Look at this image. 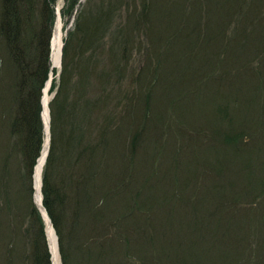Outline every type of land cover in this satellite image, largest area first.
Masks as SVG:
<instances>
[{"label":"trees","instance_id":"1","mask_svg":"<svg viewBox=\"0 0 264 264\" xmlns=\"http://www.w3.org/2000/svg\"><path fill=\"white\" fill-rule=\"evenodd\" d=\"M141 2L143 3H140V0H100L99 2L86 0V5L76 18L74 30L70 31L65 39L61 79L57 85H54V89L57 88L50 101L51 143L44 165L42 186L43 204L58 235L63 264H77V262L78 264H141L140 260H134L131 255L133 249L129 248L130 236L118 232L121 219L124 224L131 227L141 226L143 234L148 235L149 251L151 248L154 249V252H149L151 257L156 253L155 247L157 246L162 247L163 255L172 252V236L169 231L172 225L170 217L173 207L170 206L171 201L177 202L178 199H181L184 206L189 209L190 201L184 200L177 192H174V186H171L170 183L167 185L164 178L154 177L151 173L145 175V182L140 181L137 184L135 180L136 185L132 182L133 172L138 170L136 159L142 153L146 159H149L145 154L147 151L150 152L151 159L162 157L157 160L158 162L167 155L171 156V150H168L167 155L163 156V150L167 148L166 144L157 143L151 137L157 136L161 142L165 136H168L175 146L182 148L184 143L178 136L184 138L186 132L181 129V120L187 117L185 115L192 116L191 118L201 116L204 109L198 105L206 103L204 100L209 99L210 96L213 97L210 90L208 93H204L205 91L202 89L208 85L199 87L203 79L201 73L203 67L192 62L191 55H196L197 43L194 45L187 41L190 37L188 36L190 31L188 32L187 28L196 32L194 34H196L197 41L203 43L207 52L211 48L213 52L221 53L223 60H220L219 57L218 65H229L231 68L229 57H232L234 65L238 61H243L241 70L253 72L248 60L246 61L247 57L255 56L253 54L255 50L264 54V0H175V4H171L170 0H141ZM55 3L56 0H3L1 7L0 32L6 41L10 56L9 62L16 73L13 91L17 111L11 122L10 130L11 135L18 139V152L22 157L23 169L29 176L32 174L44 141L42 95L50 73V35L55 19ZM79 5L80 0H64V14L66 16L72 14ZM179 5H181V9L190 10L189 21L181 15ZM232 18L236 19L237 29L235 28V33L229 37L228 34L232 33L228 31L229 24H232ZM141 20L143 22L156 20L157 24L158 21L161 24L160 38L156 42L159 46L158 51L162 53L164 60L155 64V72L158 70L159 73H162L161 69L166 68L163 63H167L171 70L162 84L165 94L164 109H156L151 104V95L146 93L141 95L132 107L126 108L127 115L130 114V116L126 117L127 115L120 114V112L119 115L110 116L106 109L107 103L111 100L108 79L113 74L120 73L123 63L120 64L115 59L112 62L113 68H106L105 64L101 63L102 60H97L103 67L99 71V64L92 62L91 56H86V50L90 51L92 56L98 54L99 50L100 53L103 51L102 54L108 50V53L116 58L120 50L122 55L127 53L132 36L127 33L128 22L133 23L132 30L136 32L137 24L139 25ZM110 34L114 39L108 42ZM157 38L154 35L148 40L154 49H156L154 40ZM193 47L194 52L191 51ZM229 54L230 56H228ZM201 59L205 60L203 57ZM79 61L83 63L80 62V66H77L79 76L75 78L72 69L74 65H78ZM240 65L241 63L239 67ZM146 69L143 67L139 73L144 75ZM241 70L234 67L230 72L235 76L237 71L242 73ZM93 73H96L97 79L102 85L101 93L95 100L86 97L87 88L92 84ZM2 77L3 67L0 64L1 92L6 91L7 88L2 82ZM73 78H75L74 81ZM187 79H189V83H186ZM179 83L180 87H178ZM249 84L252 85V82L250 81ZM260 90V87L253 88L254 93H258ZM196 93L198 94L190 98V95ZM250 100L254 101L253 98ZM197 102L200 103L197 105ZM224 102L218 105L215 113H210L208 119L216 114L215 129L217 128L221 136V144L225 147H235L238 142H244V137L241 130L234 127L235 119L231 120L227 114L226 110L230 101ZM179 106L182 108L181 110H179ZM259 110L264 111V106ZM188 112L195 113L190 115ZM116 117H118V121H115ZM200 119H204V117L199 118L198 122ZM113 122H120L121 129L124 127L128 134L133 133L128 143L111 144L110 125ZM1 128L3 127L1 126ZM1 128L0 133L3 130ZM154 131H157V135H151ZM15 145L14 141L13 146L10 143L8 150L13 149V151H8L5 156L0 157L1 170H7L10 159L15 156L13 154L16 149ZM111 145L115 149L116 147L120 150L126 149L128 155L130 152V161L128 160L127 164L123 165L122 161L120 162L119 158L114 155ZM229 151L232 154L227 153L223 156L231 162V158L233 161L232 156L235 157L237 154H233L235 152L233 148ZM255 153L258 157L262 154L264 160L262 148L261 151ZM179 154L180 151L174 150L173 163L169 167V172L166 173H170V170L172 174L176 172V161L179 159ZM246 160L243 163H249V166L244 164L249 169L254 161L252 160L250 163L249 159ZM219 166H222V160L219 161ZM213 170L216 169L213 168ZM254 172L256 175L260 172L264 173L258 168L254 169L253 174ZM219 174L221 173L215 171V175L209 182L214 187L217 185L221 188V184L216 181ZM250 174L252 173L250 172ZM204 178H207V174L204 175ZM254 185L253 191L251 187ZM246 186L251 189V192L253 191V195L254 192H258L252 199L264 196V176L260 181L254 179ZM28 190L31 193V186L28 187ZM222 191L224 190L222 189ZM197 192H195L196 196L199 197V192ZM8 199L10 201L13 198L9 197ZM31 200L26 198L21 201L31 204L34 221L41 224V228L39 227L37 230V237L40 238L44 248L43 253L34 249L32 262H34L33 264H50V253L42 227L43 219L39 210L34 204L32 205ZM111 201L114 202V207H111L114 208L113 211L110 209ZM17 205L18 203L15 204V209L18 208ZM230 207V205L226 206V213H232L229 211ZM192 209L194 212L197 210V213L201 212L194 206ZM84 216L91 218L92 226L88 221L84 222L82 219ZM109 216L112 217L111 223L107 224L105 232L104 229L101 231L93 229V225L103 224ZM198 217L190 219L196 226H199L203 221ZM148 219H150L151 225L148 224ZM224 220L217 221L218 223L215 224L217 229L219 226H223L227 230V224L233 223V231L240 232L243 227H246V220L252 222L256 221V218L251 214H246L238 217L228 216ZM261 229L264 232V226ZM112 232L114 235L110 239L108 237ZM161 232H168V235L165 237ZM186 233L190 234L189 231ZM1 234L3 235L0 237L9 236L3 230H1ZM81 237L88 239L86 245L85 242L82 243ZM191 241L185 240L180 246L181 249L192 247L191 249L195 251L196 240ZM146 245V243H141L139 249L144 248L143 251L147 253ZM82 247L84 252L81 256L84 259L82 261L80 258L79 261L74 260V254L77 255L76 249ZM7 248V252L11 254L13 247L9 245ZM189 251V256L195 259L197 253ZM229 252L233 253L228 248H221V253ZM250 258L248 256V263ZM234 259L232 258V260ZM224 260L229 261L226 257ZM235 262L236 260H234Z\"/></svg>","mask_w":264,"mask_h":264},{"label":"rangeland","instance_id":"2","mask_svg":"<svg viewBox=\"0 0 264 264\" xmlns=\"http://www.w3.org/2000/svg\"><path fill=\"white\" fill-rule=\"evenodd\" d=\"M2 1L3 0H0V27ZM95 1L99 2L100 0ZM140 3L143 2L140 0ZM170 3L175 4V0H170ZM84 5H86V0H80V5L77 6L74 9V12L68 16L64 14V0H56L54 5L55 19L50 35V73L49 79L45 84L46 88L49 80H51L49 87L50 101L54 97L55 90L57 88L56 87L54 89V85H57L60 82L63 67L62 48L60 66L58 68H52V39L55 26L58 19H60L63 26L64 47L65 39L68 37L69 32L74 30L76 18L79 12L84 8ZM174 8L176 9L175 6ZM179 11L181 15L189 21L188 15L190 10L187 11L181 9V5H179ZM177 13L179 14V12ZM59 15L60 18H58ZM235 20V18H232V24H229L230 27L228 31L232 32L228 34L229 37L233 36V33L236 31L235 28L237 29L235 26ZM155 21L156 20L143 22L141 20V23H139V25L137 24L136 32H134L135 30H132L133 23L128 22L127 33L132 35L130 38L131 41L128 45L127 53H123L122 55L120 50L117 58L111 53H108V50L104 51V54H102L103 51L100 53L99 50L98 54H95L94 56L91 55L90 51L86 50V56H91L92 62L99 64V71L103 69L101 63H104L106 68H113L112 62L115 61V59H117L120 64L121 62L123 63L121 65L122 70L120 73H115L108 79V82H110V88L108 91L111 95V100L109 103H107L106 109L110 116L119 115V112L120 114L122 113L126 116V108L129 106L132 107V105L138 101V98L146 93L151 95V104L156 107V109H164L165 94L163 93L162 84L171 70L167 63H163L166 68L161 69L162 73H159L158 70L155 72V64L164 60L162 53L158 51L159 46L156 42V40H159L160 38L161 24L160 21H158V24ZM187 31H190V34H188L190 37L187 41L189 43H193L194 45L197 43L196 55H191L193 60L192 62H195L200 67H203V71H201L203 74V79L199 87L201 85L202 87L208 85V87L202 89L205 91L204 93H208L210 90L213 97L210 96L209 99H205L204 102L206 103L200 105H198L200 102H197V105L204 109V113H201V116L198 115L199 117L195 116L191 118L192 116L185 115L187 117H184V119L181 120V129L186 132L184 138L178 136V138H181V142L184 143L182 148L175 146L172 142V139L168 136H165L161 142L157 139V136L151 137V139H155V142L157 143L166 144L167 148L163 150V156L167 155L168 150H171V156L168 157L167 155L162 161L158 162L157 160L162 157L151 159L150 152L147 151L145 154L149 159H146L144 158V153H142V155L136 159L135 163L137 164L138 170L135 173L133 172L132 183L135 184V180L137 184L140 181L145 182L144 177L148 173H151L154 175V177L162 179L164 178V181L167 183V185L170 183L171 186H174V192H177V194L180 195L184 200L190 201L189 206L191 207L190 209L185 207L181 199H178L177 202H175V200L171 201L172 203L170 206L173 207L170 217L172 225L169 231H171L172 236V252L165 255H163L164 251L162 247L158 246L155 247L157 250L156 253L152 257L149 255V252H154V249L151 248L149 251L150 243L148 241V235L145 233L143 234L141 226L131 227L130 225L124 224V222H122L123 219H121L118 232L125 233L130 236L129 248L131 250L133 249L131 255L134 260H140L141 264H183L184 262L186 264H257V262H259V264H264V232L263 229H261V227L264 226V221H262L264 218V196L257 197L255 200L252 199L254 198V195L258 193L254 192L255 194H252L255 185L251 187L253 190L252 192L251 189L246 186L254 179L256 181H260V179L264 176L263 172H260L258 175H256L255 172L253 174L255 168H258L260 171H264V160L262 158V154L260 157H258L255 153L257 151H261V148L264 150V111L259 110L264 106V54L260 53L258 50H255V53H253L255 56L250 55L252 58L247 57L246 61L248 60L253 72H249L245 69L241 70L244 62L238 61L234 65V61L232 60L233 58L229 57L231 68L234 69L235 67L238 70L240 69L242 72L240 73V71H237L236 75L233 76V73L230 72L231 68L229 65L217 64L219 57L220 60H223L221 53L217 54V51L213 52L211 48L209 49V52H207L203 47V43L197 41L196 34H194L196 32H192L191 28H187ZM154 35L158 37L154 40L156 49H154L152 44L148 42V40L153 38ZM111 39H114L112 34L109 35L107 41L110 42ZM146 43L147 45H145ZM191 51H195L194 47L191 49ZM228 56H230V54ZM202 57L205 58V60L201 59ZM9 59L10 56L6 41L0 32V64L3 67L2 82L5 84V86H7L6 91L1 92L0 90V128L1 126L3 127L1 128L3 130H1L0 133V157L5 156L8 151H13V149L8 150V145L10 143L12 146L13 141L14 144H16V151L14 150L15 153H13L15 156L10 159L7 170H1L0 162V235H3L1 234V230L9 235L8 237H0V264H33L34 262H32V259L34 249H36L39 253H43L44 250L40 238L37 237V230L39 227L41 228V224L37 221H34L35 218L31 214V204L29 205L27 202L23 203L21 200L26 198L32 199V205L34 204L38 209L34 197V171L38 162V158L41 155H39L37 158L32 174L29 176L23 169L22 157L18 152V139L11 135L10 130L11 122L16 115L17 108L13 91L15 87L16 73L12 68L11 62H9ZM97 60H102V62L99 63ZM80 62L83 63L82 61H79L78 65H74L72 69V74L75 75V78L79 76V69L77 66H80ZM240 63L241 65L239 67ZM143 67L147 68L144 75L143 73H139V70H141ZM232 72H235V70H232ZM92 77L94 78L92 79ZM92 77V84L87 88L86 97L90 98L91 100H95L101 93L100 89L102 85L100 84V80L97 79L98 76L96 73H93ZM75 78H73V81ZM259 79L260 81H258ZM187 81L188 82L186 83H189V79H187ZM250 81L252 82V85L249 84ZM180 85L181 84L179 83L178 87H180ZM255 87L256 89L260 87L261 90L258 93H254L253 88ZM198 93L190 95V98L197 95ZM251 98L254 99L253 102L250 100ZM224 101L226 103L227 101H230V104L227 106L226 110L227 114L231 117V120L235 119L233 123L235 124L234 127L236 129L239 128L244 137V142H238L237 146L235 147H225L221 144V136L217 128L215 129V123L217 119L216 114L213 115L211 119H208L210 113H215L218 109V105H221ZM181 109L182 108L179 106V110ZM49 112L51 117L50 102ZM188 113L193 115L195 112ZM128 116H130V114L126 117ZM201 117H204V119H200L198 122V119ZM42 119L44 122L43 104ZM115 121H118V117L115 118ZM50 122L51 120H49V124ZM119 124L120 122H113L112 125H110L111 144H117L119 142H122L123 144L128 143L132 138L133 133L128 134L124 127L123 129L119 127ZM44 126H46V123ZM50 126L51 125H49V127ZM229 126L231 127V125ZM44 132L45 140L47 137L46 129H44ZM151 135H157V131L152 132ZM50 142L51 137L49 138V146ZM111 147L112 151L114 150V155L119 158L120 162L122 161L123 165L127 164L126 162L128 160L130 161L131 154L129 152L128 155L126 149L120 150L118 147L115 149L112 145ZM229 148H233L235 151L233 154H237L235 157L232 156L233 161L231 158V162L229 159H227V157L223 156V154L227 155V153L232 154V152L229 151ZM176 149L180 151L178 157L179 159L176 161V172L172 174L170 170V173H166L167 171L169 172V167L173 163L172 154L174 155V150ZM246 159H249L250 163L252 160L254 161L252 165L250 164L251 166L249 169L245 167V165L249 166V163H243L244 161H247ZM220 160H222V166H219ZM186 167L188 169H185ZM213 168L216 170H213ZM215 171H217V173H221L219 174V177H216V181L219 182L218 184H221V188L215 184L214 187L213 184L209 182L213 178V175H215ZM250 172L252 174H250ZM206 174L207 178L205 179L204 175ZM151 182H153V180H151ZM192 184L194 185L193 187ZM29 186H31L32 189L31 193H29L28 190ZM222 189L224 191H222ZM197 190L199 192V197H197L195 193ZM9 197L13 199L9 201ZM16 203H18L17 206L19 209H15L14 206ZM113 205L114 202L111 201V211L114 210V208H111L114 207ZM228 205L231 206L230 210L228 209L230 212H232L230 214L225 212V208ZM239 205L240 208H245L240 209ZM192 206H194L195 209H200L201 212L197 213L198 210L194 212ZM246 214L253 215L257 222L254 220L252 222L246 220V227H243V230L240 232L233 231V223H231V225L227 224V230L224 229L223 226H219L218 229L215 226V224L218 223V220H224L225 217H238ZM195 217L201 218L199 220H203L199 226H196L194 221L190 220L191 218ZM111 218L112 217L109 216V218H107L103 224L93 225V229H99V231L104 229L105 232L107 224L111 223ZM82 219H84L85 223L88 221L92 226L91 218L84 216ZM188 220L190 221L188 222ZM44 221L45 220L43 219L42 227L44 229L46 245L49 251L48 237L45 230L46 224ZM147 222L149 225H151L150 219H148ZM186 231H189L190 234H187ZM161 233H163L165 237L168 235V232ZM112 235H114L113 232L108 238L111 239ZM81 238L82 243L85 242L86 245L88 239L86 240V237ZM187 239L188 241H193V239L196 240V246H194L196 248L195 251L191 249L192 247L181 249L180 246H182L184 241H187ZM175 240L176 242L174 243ZM141 243L147 244V253L143 251L144 248L142 250L139 249V247H141ZM9 245L13 247L11 254L7 252V246ZM221 248H228L233 253L231 254L229 252L227 254H223L221 253ZM189 250H191V252L197 253L195 259H192L189 256ZM76 251L77 255L74 254V260L79 261L80 258V261H82L84 257L81 255L84 252V248H78ZM248 256L251 257L249 263ZM225 257L228 258L229 261L224 260ZM232 258H235V263ZM50 264H52L51 260ZM61 264H63L62 260Z\"/></svg>","mask_w":264,"mask_h":264},{"label":"bare ground","instance_id":"3","mask_svg":"<svg viewBox=\"0 0 264 264\" xmlns=\"http://www.w3.org/2000/svg\"><path fill=\"white\" fill-rule=\"evenodd\" d=\"M63 26L62 21L58 19L57 24L55 26V31L53 34L52 39V54H51V61H52V68H58L60 66L61 57H62V48H63ZM49 80L48 84L46 85V88L43 89V97H42V104H43V117L46 122V139L44 140V145L42 149L41 156L38 159V162L35 166L34 171V197L35 202L37 205L41 208L42 212L45 215L46 218V231L49 241V247L51 251V259L52 264H61V257H60V251L58 247L57 237L54 231V228L43 210V204H42V172L44 168V164L46 161V156L48 152L49 147V119H50V112H49V87H50Z\"/></svg>","mask_w":264,"mask_h":264},{"label":"water","instance_id":"4","mask_svg":"<svg viewBox=\"0 0 264 264\" xmlns=\"http://www.w3.org/2000/svg\"><path fill=\"white\" fill-rule=\"evenodd\" d=\"M58 18H60V15L58 16ZM50 125V124H49ZM49 134H50V132H49ZM48 150H49V147H48ZM48 153V152H47ZM38 206V205H37ZM38 208L40 209V211H41V213H42V216H43V218L45 219V216H44V214H43V212H42V210H41V208L38 206ZM43 210L45 211V213L47 214V211H46V209H45V207L43 206ZM47 216H48V214H47ZM48 218H49V216H48ZM49 220H50V218H49ZM50 222H51V220H50Z\"/></svg>","mask_w":264,"mask_h":264}]
</instances>
